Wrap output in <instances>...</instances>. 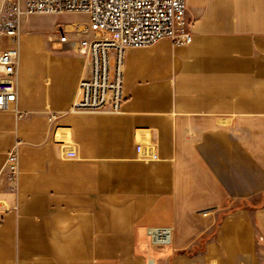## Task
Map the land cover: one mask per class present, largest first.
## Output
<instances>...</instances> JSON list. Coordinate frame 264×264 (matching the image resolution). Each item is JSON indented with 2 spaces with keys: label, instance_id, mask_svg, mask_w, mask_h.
Instances as JSON below:
<instances>
[{
  "label": "crops",
  "instance_id": "crops-1",
  "mask_svg": "<svg viewBox=\"0 0 264 264\" xmlns=\"http://www.w3.org/2000/svg\"><path fill=\"white\" fill-rule=\"evenodd\" d=\"M186 3L189 46L127 50L119 114L73 109L90 70L73 35L24 37L0 264H264V0Z\"/></svg>",
  "mask_w": 264,
  "mask_h": 264
},
{
  "label": "built area",
  "instance_id": "built-area-1",
  "mask_svg": "<svg viewBox=\"0 0 264 264\" xmlns=\"http://www.w3.org/2000/svg\"><path fill=\"white\" fill-rule=\"evenodd\" d=\"M186 12V0H0V37L9 40L8 48L0 49V112L13 109L18 98L24 20L35 15H87V24L67 25L59 35L64 44L73 35L76 52L88 58L90 65L73 109L119 114L125 100L127 50L147 48L162 40L189 46L193 36ZM18 160L16 149L8 153L4 179L12 186L17 182ZM173 231L172 227H150L147 237L152 246H170ZM149 264H155L154 260Z\"/></svg>",
  "mask_w": 264,
  "mask_h": 264
},
{
  "label": "rangeland",
  "instance_id": "rangeland-1",
  "mask_svg": "<svg viewBox=\"0 0 264 264\" xmlns=\"http://www.w3.org/2000/svg\"><path fill=\"white\" fill-rule=\"evenodd\" d=\"M87 22L88 17L85 14L35 15L22 22L21 44L25 36H30L31 40L35 41V38L41 35L48 41L50 35L59 36L67 25H85ZM8 46V38L1 36L0 49H5Z\"/></svg>",
  "mask_w": 264,
  "mask_h": 264
}]
</instances>
